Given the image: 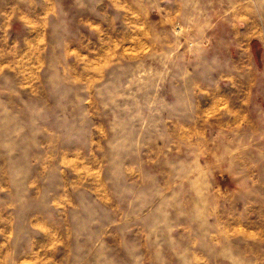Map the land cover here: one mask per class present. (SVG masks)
Masks as SVG:
<instances>
[{"label": "rangeland", "instance_id": "rangeland-1", "mask_svg": "<svg viewBox=\"0 0 264 264\" xmlns=\"http://www.w3.org/2000/svg\"><path fill=\"white\" fill-rule=\"evenodd\" d=\"M237 115L264 0H0V264H264Z\"/></svg>", "mask_w": 264, "mask_h": 264}, {"label": "crops", "instance_id": "crops-1", "mask_svg": "<svg viewBox=\"0 0 264 264\" xmlns=\"http://www.w3.org/2000/svg\"><path fill=\"white\" fill-rule=\"evenodd\" d=\"M246 5H244V8ZM264 120V118H260V120ZM253 120H255L253 118ZM252 119L244 115H237L233 119L227 120V128L224 132V135L227 136V145L222 147H257L259 151H264V127L257 126V124ZM220 145V146H221ZM254 165V164H253ZM260 166H263L261 164ZM260 190L262 189V183H259ZM251 192H258L259 188L257 185H253L249 187ZM253 197V196H252ZM256 198V197H253ZM262 212L263 211H259ZM229 214V213H228ZM248 228L247 230H250ZM262 230V229H260ZM251 231H255L252 230Z\"/></svg>", "mask_w": 264, "mask_h": 264}]
</instances>
